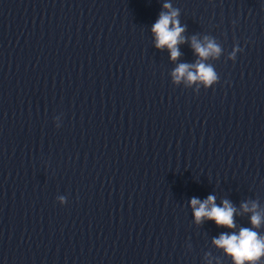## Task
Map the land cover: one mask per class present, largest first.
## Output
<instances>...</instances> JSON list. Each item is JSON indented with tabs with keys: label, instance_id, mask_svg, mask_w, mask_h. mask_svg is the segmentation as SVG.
<instances>
[{
	"label": "clouds",
	"instance_id": "9594fccd",
	"mask_svg": "<svg viewBox=\"0 0 264 264\" xmlns=\"http://www.w3.org/2000/svg\"><path fill=\"white\" fill-rule=\"evenodd\" d=\"M167 12H161L159 19L152 26V32L155 35L156 47L163 49L167 47L170 50L172 60H176L180 56L178 45L185 42L182 33L184 27L180 26L177 19L178 10L172 9L168 3L164 4ZM204 43L198 41L195 37L191 40V47L194 52L201 58L207 59L209 56H218L221 52L220 47L211 39L205 37ZM174 80L179 82L182 78H186L189 82L201 81L205 86H210L217 80V75L210 65L198 61L194 65L181 63L174 70ZM191 206L194 209V217L196 223H201L204 219L212 220L219 227H227L232 229L235 227L233 215L236 209L228 200H224L223 206H217L215 197L209 195L206 200L201 201L193 198ZM257 204L252 203L251 208L245 203L242 208L245 212L251 211V224L259 227L262 221L261 213L257 212ZM213 243L225 251V253L233 258L234 264H255L261 256H264V237L258 235L256 231L249 228H242L239 234H221L219 238H215Z\"/></svg>",
	"mask_w": 264,
	"mask_h": 264
}]
</instances>
